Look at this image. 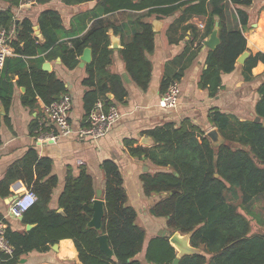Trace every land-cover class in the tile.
Segmentation results:
<instances>
[{
	"label": "trees",
	"instance_id": "16d2710c",
	"mask_svg": "<svg viewBox=\"0 0 264 264\" xmlns=\"http://www.w3.org/2000/svg\"><path fill=\"white\" fill-rule=\"evenodd\" d=\"M3 1L8 6L0 9V30L15 25L14 37L9 41L13 53L6 57L0 70V109L5 112L16 86L25 87L21 99L30 107H36L39 101L49 104L56 96L67 93L64 82L54 72L43 70L42 64L46 59L59 57L66 68L73 69L86 47L90 48L91 61L85 64L86 76L81 81L86 86L82 96L84 115L81 124L99 99L105 105H111L113 99L122 100L127 91L121 77L108 71L113 53L109 47V30L115 34L129 32L119 53L130 78L145 90L151 77V62L147 55L153 52L155 44L151 23L141 18L151 14L170 15L182 6H185L184 11L167 28L168 40L170 43L178 42L187 31L193 38L166 65L161 81L163 92L172 81L179 82L215 21H218L220 41L207 51L199 88L215 96L221 87V75L231 72L237 57L248 50L242 30L227 28L225 0H209L210 11L201 31L196 25L184 22L192 14H207L206 0H197L196 3L192 0H61L65 5L96 1L105 12L120 8H151L136 15L131 26H118L97 18L89 28L84 23L80 24L87 12L75 15L70 26L65 28L57 10L44 9L38 16L42 38L34 34L29 18L18 21L14 17L20 0ZM48 1L33 0L38 4ZM227 1L233 4L240 24L246 26L248 14L245 9L252 0ZM260 9L261 5L256 12ZM172 32H179L178 37L173 38ZM258 61L264 63V53H250L242 65L243 72L250 73ZM172 65L179 66L178 70L169 72ZM11 75L17 77L15 81L11 80ZM244 78L248 79L249 75L245 74ZM258 90L260 97L255 103L254 113L261 118L260 122L239 120L216 107L209 110L210 124L216 126L225 139L220 145H213L205 131L187 118L176 127L166 123L146 130L155 138L153 145L133 146L135 139H125L124 146L129 155L144 156L164 169L140 175L145 195H159L149 213L165 218L168 227L167 235L153 236L145 248V231L136 222V210L126 203L127 193L115 161L105 159L101 163L104 215L101 228L96 229L88 224L93 214L95 195L92 176L84 168L76 176L67 174L57 199V209L61 208V211H57L49 207L52 191L58 183L57 176L51 171V161L47 157H39L35 149H29L7 167L0 179V196L12 194L9 186L18 179L22 180L26 189L35 193L37 200L22 214L21 223L34 226L23 231L6 227L5 236L14 251L11 257L0 255L1 264L15 263L33 250H47L62 238L73 240L82 264H141V253L147 263L172 264L175 250L168 238L174 231L182 234L191 232L190 244L200 249L198 254L181 257L178 264H264V232L251 234L250 220L229 198V195L239 198L240 207L251 213L249 209L253 200L264 196V81ZM108 93L113 94V99L107 97ZM5 121L8 122L7 116ZM101 233L107 236L112 251L110 256L99 248L98 235Z\"/></svg>",
	"mask_w": 264,
	"mask_h": 264
},
{
	"label": "crops",
	"instance_id": "0c3cea01",
	"mask_svg": "<svg viewBox=\"0 0 264 264\" xmlns=\"http://www.w3.org/2000/svg\"><path fill=\"white\" fill-rule=\"evenodd\" d=\"M192 1L193 3L197 2V0ZM260 1L262 0H257L256 2L259 3ZM227 2L225 0L227 28H240L242 30L247 41L246 45L249 53H264V30L259 27L260 23L264 25V17L261 19L258 18V22H256V17L255 19L253 18L254 13L255 15L257 14L254 9L255 0H252L251 5L245 9L248 14V23L246 26L240 24L234 6L232 7L233 4H228ZM7 6L6 2L0 0V9H5ZM150 8L147 7L140 10L120 8L105 12L102 6L97 5L96 1L65 5L61 0H50L43 4L33 2L29 6L18 7L14 10V17L18 21L24 17L29 18L33 24L34 34L42 38L38 25V16L44 9L57 10L61 15L65 28L70 26L72 18L75 15L87 12L88 15L80 24L84 23L86 24V28H89L93 20L97 18H104L118 26H131V20H134L136 15L145 13ZM231 8H233L234 15H232ZM184 9L185 6H182L170 15L151 14L150 16H143L141 18L144 22H150L152 29V22L156 20L159 22V30L154 31L155 48L151 54L147 55L151 62V77L145 90L139 88L130 78L119 53L123 41H126L129 36V32L115 34L112 30H109V38L111 35L118 37L119 47L113 49L112 62L108 66V71L118 74L121 77L127 95L122 100L117 101L113 99L112 93L107 94L109 99H113L111 105L117 107L121 116L109 128L105 135L98 139L87 137L79 138L72 134L69 137H59L53 143L38 144L34 139V133L37 127V117L44 104L39 101L36 107L24 105L21 95L24 94L25 87L22 90L21 88L23 86H16L13 90L8 110L5 112L3 108L0 109V179L4 176L9 164L23 156L29 149H35L39 157H47L50 159L51 171L58 178V183L52 191L49 202L50 208L57 209L58 195L63 188L66 175L71 174L76 176L81 168H84L92 176L95 189L94 198L98 197L102 199L101 193L104 188V175L101 169V163L105 159H111L119 166L123 178V185L127 193V205L132 206L137 214H139L138 220L145 221L146 223V231L143 229L145 234L147 233L149 236L147 241L153 236L158 235L159 231L163 229L167 230L164 222L165 218L155 217L148 213L149 208L158 199L159 195H145L140 179V175L144 172H155L164 169L155 166L149 160L145 159L144 156L137 157L129 155L124 146L125 139H135L133 146H150L141 143V139L148 135L146 130L156 126H163L166 123H172L176 127L186 118L193 125L198 126L207 133L209 130L217 128L216 126H212L208 119L209 110L212 107H216L220 112L229 113L239 120H253L257 116L254 113V106L260 97L258 88L264 81L263 62L258 61L251 68L250 73L243 72L242 65L244 63H236L235 68L231 72L221 75V87L215 96H210L207 90L199 88V77L205 68L204 60L209 49L203 44V41L207 39L206 37L201 41L203 46L185 67L183 75L179 80L180 95L177 106L175 108L160 107L158 100L163 92L161 90V81L166 73V65L175 56L179 55L186 43L193 38L190 35V31H187L183 39L178 40V42L170 43L168 40L167 28ZM205 9L207 14H192L184 23H192L196 25L199 31L203 30L206 25L207 15L210 11L209 0H206ZM260 13L258 12L259 15ZM261 16H264V13ZM254 26H258V28H253ZM249 27H251V30L246 31L245 29ZM178 34L179 32L171 33L173 38H177ZM195 44L196 41H194ZM44 62L49 63L50 69L48 72H54L67 87V93L72 97V105L69 113L70 120L74 128L78 127L82 123L84 115L82 96L86 90V86L81 81L86 76V63L80 65L81 61L79 59V63L75 68L68 69L62 64L59 57L51 60L46 59ZM178 68L179 66L172 65L169 72L177 71ZM245 74L249 75L248 79L244 78ZM100 76L101 79H105L104 75ZM16 78L11 80L15 81ZM5 116L8 117V122L5 121ZM219 135L223 139L222 143H224L225 139L220 133ZM9 188L12 194L4 197L0 196V220L12 230H26V224H22L20 218H14L8 213L12 200H10V197L22 193L26 190V186L22 180L18 179ZM96 190H100L99 194L96 193ZM57 211H61V208H58ZM261 211L263 212L262 216L264 219V205ZM260 225L263 226L257 228V230L264 232V221H261ZM54 244L56 245L54 246ZM54 244L50 245L47 250H33L24 254L17 262L11 264H82L78 258V252L72 239L62 238ZM145 247L146 245L143 248ZM139 257L141 264H150L144 260L143 253Z\"/></svg>",
	"mask_w": 264,
	"mask_h": 264
},
{
	"label": "built area",
	"instance_id": "2783aa9c",
	"mask_svg": "<svg viewBox=\"0 0 264 264\" xmlns=\"http://www.w3.org/2000/svg\"><path fill=\"white\" fill-rule=\"evenodd\" d=\"M33 0H20V6H29ZM15 25L0 30V70L4 66L7 56L13 50L9 41L14 37ZM180 86L178 81H172L161 93L158 105L162 108H175L178 104ZM72 97L64 93L49 104H44L37 117L35 141L39 143H53L59 137H69L72 134L79 138L98 139L105 135L109 128L120 118L121 114L116 106L105 105L98 100L91 108L83 124L74 128L70 120ZM37 200L31 189H26L12 199L8 213L14 218H20ZM6 225L0 220V254L12 256L13 246L5 236Z\"/></svg>",
	"mask_w": 264,
	"mask_h": 264
},
{
	"label": "water",
	"instance_id": "95a60500",
	"mask_svg": "<svg viewBox=\"0 0 264 264\" xmlns=\"http://www.w3.org/2000/svg\"><path fill=\"white\" fill-rule=\"evenodd\" d=\"M153 31H158V25L159 22L153 21ZM255 25V24H254ZM219 37H218V22L216 21L214 24V27L211 31V33L209 34V36L207 37L206 40L203 41V44L205 46H207L210 49L215 48L218 43H219ZM109 47L111 49H115L119 47V43H118V37L111 35L110 36V45ZM249 51L246 50L244 52H242L236 59L237 63L243 64L245 59L247 58V56L249 55ZM80 59V65H83L85 63H88L91 61V51L89 47L84 48L82 54L79 56ZM42 69L48 71L50 69L49 67V63L47 62H43L42 64ZM11 79H14L15 76L11 75L10 76ZM22 90H24V87L21 88ZM58 97L56 96L55 99H57ZM1 113H3L1 111ZM254 122H260L261 118L259 116H255L253 119ZM263 124H264V119H263ZM206 136L210 139V141L212 142V144L214 145H219L223 142V139L220 137L217 128L211 129L206 133ZM141 143L145 144V145H151L152 143H155V138L151 137V136H144L141 139ZM175 175H177V173H175ZM217 175V174H216ZM100 190H96V193L99 194ZM16 195H13L12 197H10V200L13 199V197H15ZM104 215V200L96 197L93 199V214L92 217L89 221V225L95 227L96 229H100L101 228V220L102 217ZM34 226V224H26L25 229L29 230L30 228H32ZM168 230H161L158 232V235L160 236H165L167 235ZM190 236H191V232H187V233H180L179 231H174L168 238V241L170 243V245L174 248L175 250V258L173 259L172 264H178V261L180 260L181 257H183L184 255H194V254H198L200 253V249L197 247H194L190 244ZM98 241H99V248L105 252L107 255H111L112 251L109 247V243H108V239L106 234L101 233L98 235ZM56 244H54L55 246Z\"/></svg>",
	"mask_w": 264,
	"mask_h": 264
},
{
	"label": "rangeland",
	"instance_id": "374dc122",
	"mask_svg": "<svg viewBox=\"0 0 264 264\" xmlns=\"http://www.w3.org/2000/svg\"><path fill=\"white\" fill-rule=\"evenodd\" d=\"M257 0H255V6H254V9H255V12L257 11V9L259 8V6L261 5V7H262V9H260V11H258V12H261L260 13V15L257 13L256 15H255V13H254V19H255V17H256V22H258L259 21V19H261V18H263L264 16H261V14L262 13H264V0H262V1H260L259 3H257L256 2ZM232 7H233V5H232ZM253 9V10H254ZM250 11H251V9H250ZM231 12H232V15H234V12H233V8H231ZM251 13V12H250ZM260 16V17H259ZM259 18V19H258ZM257 19H258V21H257ZM259 27H261L260 29H263L264 30V25H263V23L261 24H259ZM251 27H249V28H247V29H245L246 31H250L251 29H250ZM253 28H258V26H254ZM203 130V129H202ZM36 131L37 130H35V133H34V139H35V135H36ZM204 134L206 135V133L204 132ZM200 139V138H199ZM160 168V167H159ZM152 197H153V195H152ZM229 198H230V200L233 202V203H236L237 205H238V207H239V211L241 212V213H243L244 215H246V217L250 220V224H251V230H250V233L251 234H255V233H257V232H261V231H259V230H257V228H259V227H261V226H263V225H260L261 224V221H264V219H263V212L261 211V208L263 207V205H264V196H260V197H257V198H255L254 200H253V202L251 203V206H250V209L249 210H251V213H246L245 212V210L243 209V208H241L240 207V199L239 198H232L230 195H229ZM11 202H12V200H11ZM11 204V203H10ZM148 213H149V210H148ZM150 214V213H149ZM148 214V215H149ZM138 216H139V214H137V217H136V221H137V223L141 226V227H143L144 229H145V231H146V226H145V221H142V220H138ZM22 218V216L20 217V219ZM165 222V221H164ZM166 225V224H165ZM7 227V226H6ZM166 228L168 229V227L166 226ZM148 234L146 233L145 234V237H144V240H143V247L145 246V245H147L146 244V242L148 243V241H147V239H148ZM0 255H2V254H0ZM3 255H5V254H3ZM13 255V254H12ZM7 256V255H6ZM8 257H11V256H8Z\"/></svg>",
	"mask_w": 264,
	"mask_h": 264
},
{
	"label": "bare ground",
	"instance_id": "6f19581e",
	"mask_svg": "<svg viewBox=\"0 0 264 264\" xmlns=\"http://www.w3.org/2000/svg\"><path fill=\"white\" fill-rule=\"evenodd\" d=\"M17 195H18V194H17ZM17 195H16V196H17Z\"/></svg>",
	"mask_w": 264,
	"mask_h": 264
}]
</instances>
